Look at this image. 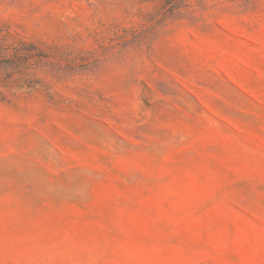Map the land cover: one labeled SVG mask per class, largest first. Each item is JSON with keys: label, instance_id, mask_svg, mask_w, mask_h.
<instances>
[{"label": "rangeland", "instance_id": "obj_1", "mask_svg": "<svg viewBox=\"0 0 264 264\" xmlns=\"http://www.w3.org/2000/svg\"><path fill=\"white\" fill-rule=\"evenodd\" d=\"M0 264H264V0H0Z\"/></svg>", "mask_w": 264, "mask_h": 264}]
</instances>
